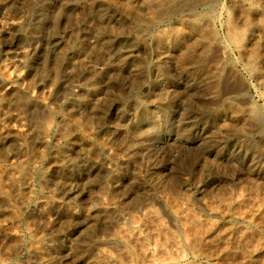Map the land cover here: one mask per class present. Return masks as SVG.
I'll return each mask as SVG.
<instances>
[{
  "label": "rangeland",
  "instance_id": "obj_1",
  "mask_svg": "<svg viewBox=\"0 0 264 264\" xmlns=\"http://www.w3.org/2000/svg\"><path fill=\"white\" fill-rule=\"evenodd\" d=\"M236 9L0 0V264H264V8Z\"/></svg>",
  "mask_w": 264,
  "mask_h": 264
},
{
  "label": "bare ground",
  "instance_id": "obj_2",
  "mask_svg": "<svg viewBox=\"0 0 264 264\" xmlns=\"http://www.w3.org/2000/svg\"><path fill=\"white\" fill-rule=\"evenodd\" d=\"M253 1L254 0H230V2H231V4H232V6H233V8L235 9V11H237V9L236 8H239V10L238 11H240L241 10V8L242 9H245V8H249V7H251V8H256L255 10L256 11H261V10H263V8L261 9V5H258V6H255L254 5V3H253ZM255 2V1H254ZM256 3V2H255ZM236 6H238V7H236ZM236 7V8H235ZM250 10H252V9H250ZM242 11V10H241ZM253 11V10H252ZM251 11V12H252ZM243 12V11H242ZM247 12V11H246ZM254 12V11H253ZM243 13H245V12H243ZM242 13V14H243ZM258 13V12H257ZM260 13H262L263 14V16H264V11H262V12H260ZM241 14V13H240ZM246 14V13H245ZM253 14V13H252ZM261 14V15H262ZM198 15V14H197ZM234 15V14H233ZM238 15V14H237ZM254 15V14H253ZM256 15V14H255ZM257 15H259V14H257ZM245 16V15H244ZM240 17V16H239ZM243 17V16H242ZM242 17H241V19H242ZM253 17V16H252ZM246 19L247 17L245 16V17H243V19ZM242 19V20H243ZM252 19V18H251ZM255 19V18H254ZM263 20H264V18H262ZM192 20V19H191ZM245 21V20H244ZM264 22V21H263ZM200 23V22H199ZM199 23L197 22V21H195V22H193V28L194 29H196V28H199ZM253 23V22H252ZM256 23V22H255ZM204 24V23H203ZM250 24V23H249ZM260 24V23H259ZM242 25H247V23H243ZM241 25V26H242ZM240 26V27H241ZM248 26V25H247ZM243 27V26H242ZM251 27V26H250ZM245 28V27H244ZM264 28V27H263ZM236 30V29H235ZM192 31H193V29H192ZM241 31V30H240ZM243 31V30H242ZM252 31V30H251ZM233 32H234V30H233ZM245 32V31H244ZM194 34V33H193ZM234 34V33H233ZM244 34V33H243ZM255 36V35H254ZM241 37V36H240ZM205 38V37H204ZM233 38V37H232ZM243 38V37H242ZM235 39V38H234ZM241 39V38H240ZM244 39V38H243ZM203 40V39H202ZM239 42V41H238ZM242 42V41H241ZM205 43V42H204ZM240 43V42H239ZM201 44H203V43H201ZM211 44V43H210ZM255 44V43H254ZM238 45H240V44H238ZM257 46V45H256ZM203 48V47H202ZM244 49V53H245V56L248 58V56H249V54L251 53H249V54H247V51L245 50V48H243ZM169 51H171V50H169ZM249 51V50H248ZM253 54V53H252ZM255 54V53H254ZM257 54V53H256ZM257 56H258V54H257ZM256 57V56H255ZM246 58V59H247ZM162 59V58H161ZM164 59V58H163ZM247 60H249V59H247ZM252 60V59H251ZM165 61V60H164ZM169 62V61H168ZM249 62V61H248ZM252 62H253V60H252ZM262 62V61H261ZM166 64V63H165ZM263 65V64H262ZM261 65H260V62L259 63H255V67L254 68H257V69H260L259 67H260ZM219 67V66H218ZM251 68V67H250ZM262 68V67H261ZM254 70V69H253ZM158 72V71H157ZM264 72V71H263ZM157 75V74H156ZM264 75V74H263ZM255 77V76H254ZM162 79V78H161ZM160 81V80H159ZM263 82V81H262ZM160 84V83H159ZM157 85V84H156ZM161 87V86H160ZM165 87V86H164ZM163 90V89H162ZM162 92V91H161ZM156 93V92H155ZM150 95V94H149ZM152 95V94H151ZM151 97V96H150ZM155 97V96H154ZM157 97V96H156ZM147 104H146V107H147V109H146V111H147V113L148 114H146V116L144 115L142 118H146L145 120H148V121H150V122H153V121H155V118H160L161 116H162V114H161V112L163 111H161V108H159V104H160V102H157L156 100H154V99H148V101L146 102ZM134 104V103H133ZM231 105V104H230ZM233 108V107H232ZM134 110V109H133ZM234 113H236V112H234ZM149 116V117H148ZM260 119V118H259Z\"/></svg>",
  "mask_w": 264,
  "mask_h": 264
}]
</instances>
